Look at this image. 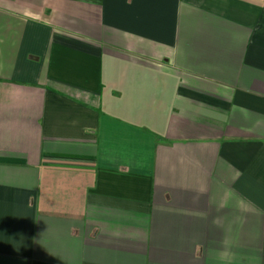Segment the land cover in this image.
Segmentation results:
<instances>
[{
    "label": "crops",
    "instance_id": "obj_1",
    "mask_svg": "<svg viewBox=\"0 0 264 264\" xmlns=\"http://www.w3.org/2000/svg\"><path fill=\"white\" fill-rule=\"evenodd\" d=\"M0 264H264V0H0Z\"/></svg>",
    "mask_w": 264,
    "mask_h": 264
}]
</instances>
